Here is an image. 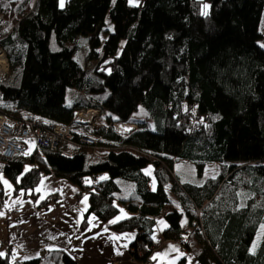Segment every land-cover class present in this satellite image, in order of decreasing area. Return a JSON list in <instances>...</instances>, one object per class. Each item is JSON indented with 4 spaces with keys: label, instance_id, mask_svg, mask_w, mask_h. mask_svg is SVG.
Instances as JSON below:
<instances>
[{
    "label": "trees",
    "instance_id": "obj_1",
    "mask_svg": "<svg viewBox=\"0 0 264 264\" xmlns=\"http://www.w3.org/2000/svg\"><path fill=\"white\" fill-rule=\"evenodd\" d=\"M111 1L64 0L61 7L60 0H37L14 18L25 1L0 0V12L10 8L14 18L0 42L9 63L0 110L51 120L65 92V122L75 110L100 111L97 128H76L100 150L84 145L68 156L62 146L38 147L28 156H0L14 195L34 190L45 175L65 179L77 186V198L88 197L80 228L95 217L113 233L136 232L129 253L141 264L155 248L160 215L163 238L183 241L200 264H264V234L251 251L264 225V0ZM82 36L88 50L80 64L73 56ZM140 109L146 116L134 120ZM103 112L106 122L98 123ZM114 123L136 129L122 135ZM211 163L214 177L195 182L188 174L193 165L202 176ZM148 165L151 175L143 172ZM170 195L179 207L165 212ZM10 255L0 264H11ZM16 264L77 263L51 250Z\"/></svg>",
    "mask_w": 264,
    "mask_h": 264
},
{
    "label": "crops",
    "instance_id": "obj_2",
    "mask_svg": "<svg viewBox=\"0 0 264 264\" xmlns=\"http://www.w3.org/2000/svg\"><path fill=\"white\" fill-rule=\"evenodd\" d=\"M68 112V109L62 108L57 116H50V119L58 123L65 122ZM152 171L150 165L143 169L146 175H151ZM44 177L43 183L51 187L49 190L44 193L35 189L26 192L11 207L3 205L4 195L0 185V213H3L0 215V253H5L0 257L11 252L9 262L16 264L40 257L51 250H64L77 264H141L131 259L129 253V246L136 238V232L113 233L96 218H90L88 227L82 230L80 224L88 202L80 205V200L76 197L78 188L63 179ZM51 195L60 198L50 200L49 203H52H48V206L39 205ZM178 207L171 197V205L166 207L165 212ZM11 211H16L18 215L10 217ZM123 216L124 213L121 217ZM161 220L164 224L160 223ZM165 225L167 223L163 215L154 217L152 236L155 237V248L148 264H200L178 241L163 238ZM172 246L178 251H174ZM154 256L156 259H153Z\"/></svg>",
    "mask_w": 264,
    "mask_h": 264
},
{
    "label": "built area",
    "instance_id": "obj_3",
    "mask_svg": "<svg viewBox=\"0 0 264 264\" xmlns=\"http://www.w3.org/2000/svg\"><path fill=\"white\" fill-rule=\"evenodd\" d=\"M34 1L36 2L37 0ZM28 4L18 8L14 12V18L24 17ZM10 13V8L0 12V42L3 40L5 31L13 22L14 18L7 17V14ZM0 60L4 61V64H0V78H2L7 73L9 63L8 57L1 46ZM99 113L100 111L95 108L75 110L65 124H60L43 118L18 119L0 110V156L7 159L17 156H28L38 147L58 149L62 145H69L72 149L91 145L95 146L96 150H100L97 146V141L93 137L76 130L80 126L97 128L96 120L99 117ZM113 127L120 134H129L136 129L133 125L123 123H114ZM59 198V196L55 195L50 200L55 201ZM9 215L10 217H15L18 213L11 211ZM183 243V241L179 242L182 247ZM137 252L140 254L139 248H137ZM144 264H148V262Z\"/></svg>",
    "mask_w": 264,
    "mask_h": 264
},
{
    "label": "rangeland",
    "instance_id": "obj_4",
    "mask_svg": "<svg viewBox=\"0 0 264 264\" xmlns=\"http://www.w3.org/2000/svg\"><path fill=\"white\" fill-rule=\"evenodd\" d=\"M25 1V5H27V7H31L33 6L34 4V0H24ZM116 0H112L111 1V5H114ZM130 1V0H129ZM130 4H134V5H137L139 3V0H136L135 3L133 2H129ZM208 5V4H207ZM205 9H204V5L202 7V13H204ZM209 11V9L207 10ZM107 24H108V28L109 29H112V25L111 23L109 22V19L107 18ZM259 31L260 33L264 36V7H263V11H262V16H261V21H260V26H259ZM105 36H102V39H104ZM259 45L262 47V45H264V39H261L258 41ZM80 44H81V47L75 52L73 58L75 59L76 62L80 63V64H83L84 63V56L85 54L87 53V50H88V44H87V40H86V37L82 36L80 37ZM264 48V47H262ZM9 68V67H8ZM8 72V70L6 71ZM64 93V94H63ZM63 96H61V98L63 100H65V92H63ZM67 94L68 95H74L75 92H72V90H67ZM68 97V96H67ZM62 99L60 100V106L63 108V109H68V104L71 102V98H66L67 102L66 104H62ZM68 103V104H67ZM108 113L107 112H103L102 113V117L99 121H97L98 123L100 122H106V115ZM146 116V113L140 109L137 113H135L133 115V119L134 120H137V119H143L144 117ZM60 124H65V122H60ZM114 128V127H113ZM63 150V153L65 155H71L72 152H73V149L69 146V145H62V148ZM103 150H101L102 152ZM183 163L179 162L177 163V168L179 170H181V167H182ZM192 165V164H191ZM188 172V171H187ZM190 175L193 176V181L195 182H199L207 177H214L216 174H217V167L214 163H211V164H208L206 167H205V170L202 172V176H198V171L196 170V168L192 165V169H191V173H188ZM45 176H51V175H45ZM51 178H55L54 176H51ZM55 179H61V178H55ZM7 181L8 184H5L4 181ZM45 180V177L43 176L41 181L39 182V184L35 187V190L36 191H39L41 190V193H44L45 190H49L51 187L48 185V184H44L43 181ZM65 180V179H63ZM66 181V180H65ZM69 185L73 186V187H77L71 183H69L68 181H66ZM0 185L2 186V189H3V195H4V198H3V205H5V207H11L13 206L15 203H17L20 198L22 197V193H19L18 195H14L13 193V187L10 183V181L5 177L4 173L2 172L1 170V164H0ZM9 185H11V187H9ZM153 187L156 188V181L154 179H152L151 183H150V188L153 190ZM30 192V190L27 191V193ZM43 195V194H42ZM172 197V195H170ZM84 197H81V199H79L80 201V205H83L85 202H84ZM52 202H50L49 204H51ZM48 204V205H49ZM47 205V206H48ZM186 221V222H185ZM182 226L185 227V228H188V223H187V219L185 217H183L182 221ZM262 226V225H261ZM259 227L255 237H254V240L251 244V251L254 252L257 248V245L259 243V241L261 240L263 234H264V230H262V227ZM179 243V242H178ZM255 246V247H254ZM132 259V257H131ZM148 262V261H147Z\"/></svg>",
    "mask_w": 264,
    "mask_h": 264
},
{
    "label": "snow or ice",
    "instance_id": "obj_5",
    "mask_svg": "<svg viewBox=\"0 0 264 264\" xmlns=\"http://www.w3.org/2000/svg\"><path fill=\"white\" fill-rule=\"evenodd\" d=\"M130 2L135 3L136 0H130ZM60 6H61V7L64 6V0H60ZM209 8H210V5H207V4L204 5V9H205V11H204V13H203L204 15H208V11H207V10H208ZM262 47H264V45H262ZM25 154H27V153H25ZM100 179H107V177H101ZM4 183H5V184H8V182H7L6 180L4 181ZM88 183H91V181H88ZM9 187H11V185H9ZM153 190H155V187H153ZM87 200H88V197L85 196V197H84V202H87ZM120 211H121L122 213L124 212L123 209H121ZM0 215H3V213H0ZM125 216H126V214H125ZM93 219H95V217H93ZM119 219H120V218L117 217L116 220L110 221V223H116ZM185 222H186V221H185ZM160 223H161V224H164V221L161 220ZM165 227H167V225H165ZM261 227H262V230H264V225H262ZM153 239H155V237H153ZM126 246H127V245H125V247H126ZM172 247H173V250H174V251H178V249H176L175 246H172ZM254 247H255V246H254ZM4 255H5V253H0V256H4ZM153 259H156V257L154 256Z\"/></svg>",
    "mask_w": 264,
    "mask_h": 264
},
{
    "label": "bare ground",
    "instance_id": "obj_6",
    "mask_svg": "<svg viewBox=\"0 0 264 264\" xmlns=\"http://www.w3.org/2000/svg\"><path fill=\"white\" fill-rule=\"evenodd\" d=\"M0 64H4V61L3 60H0Z\"/></svg>",
    "mask_w": 264,
    "mask_h": 264
}]
</instances>
